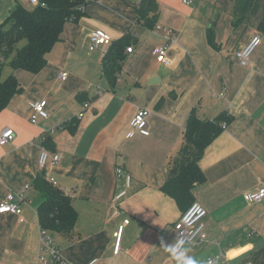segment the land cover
I'll use <instances>...</instances> for the list:
<instances>
[{"label":"crops","instance_id":"0c3cea01","mask_svg":"<svg viewBox=\"0 0 264 264\" xmlns=\"http://www.w3.org/2000/svg\"><path fill=\"white\" fill-rule=\"evenodd\" d=\"M140 1L88 0L79 20L64 24L39 73L13 71L19 92L0 111V133L9 128L15 134L0 146V205L29 188L20 204L23 222L0 215V264H36L42 198L34 183L41 149L61 154L46 179L77 214L71 239L48 231L68 264H175L163 244L174 243L173 225L187 206L162 186L193 109L199 119L224 121L198 161L205 182L192 194L206 211V240L190 246L189 254L201 264H264V200L244 199L264 185V0H156L152 28L138 19ZM18 5L31 8L27 0H0V24ZM212 23L216 48L206 38ZM95 30L112 43L131 37L113 89L102 75V50H89ZM253 35L261 44L241 67L234 53ZM165 43L169 66L152 53ZM40 100L48 117L32 124V104ZM141 109L149 112V135L129 137ZM118 168L131 183L115 201L124 188Z\"/></svg>","mask_w":264,"mask_h":264},{"label":"trees","instance_id":"16d2710c","mask_svg":"<svg viewBox=\"0 0 264 264\" xmlns=\"http://www.w3.org/2000/svg\"><path fill=\"white\" fill-rule=\"evenodd\" d=\"M39 2L44 6L26 9L18 5L0 24V111L19 92V83L13 75L5 80L1 79L5 62L8 61L13 70L39 73L46 64V55L59 41L64 24L79 20L88 0H39ZM157 17L156 0H141L138 19L152 28ZM260 30L264 32V17ZM130 38L126 36L112 43L102 59V75L109 89L116 85L126 49L130 48ZM206 38L208 44L216 48L213 23L206 31ZM20 44L23 45L19 47ZM223 121V116L212 120L199 119L196 109L191 110L182 146L173 159L162 186V191L180 207H188L193 203L194 188L205 182L198 161L221 131ZM34 186L42 198L37 209L39 227L71 239L75 232L77 214L69 198L48 183L45 169H41L37 174Z\"/></svg>","mask_w":264,"mask_h":264},{"label":"built area","instance_id":"2783aa9c","mask_svg":"<svg viewBox=\"0 0 264 264\" xmlns=\"http://www.w3.org/2000/svg\"><path fill=\"white\" fill-rule=\"evenodd\" d=\"M29 6L31 8L36 6H44L41 4L39 0H27ZM184 3L188 4L190 1H184ZM159 30V29H158ZM165 39L170 41L173 39V36L166 35ZM261 44V37L259 35H253L249 39L248 43L235 51L234 57L237 60L238 64L241 67H248L250 63L251 56L255 52V50ZM112 45V40L105 32L101 30H95L90 33V45L89 50H102L103 55H106L109 47ZM127 52H131V48L127 49ZM155 60L157 63L162 64L164 66H169L172 64L173 60L170 56V45L168 43L156 46L152 51ZM67 78V74L62 72L59 75L60 81H65ZM220 96H222L220 94ZM88 104L82 105V110L85 111L88 109ZM149 115L147 110L141 109L134 116L131 126L132 132L129 134V137L133 136L135 133H138L142 136H148L149 133L147 131V122L146 119ZM83 112L79 113L78 117L82 118ZM48 117V113L46 111V101L40 100L36 101L32 104V115L30 118V122L32 124H36L38 119H46ZM52 132V131H51ZM14 131L6 128L3 129L0 133V146L11 143L14 140ZM61 159V154H51L45 149H41L38 156V166L40 169L47 170L49 165L57 164ZM115 176L117 179L123 182L124 188L120 190L115 196L114 200L119 201L127 195V189L130 187L131 176L125 173L121 169L115 170ZM48 183L51 185H55L53 179L49 178ZM29 187H25L23 191L17 194H8L6 196L5 201L0 205V215L1 214H13L18 217L19 222H23L24 219L21 216L20 204L26 201L24 192L28 190ZM244 199L248 203H259L264 200V185L257 188L254 192L247 193L244 195ZM206 216V211L196 202L191 203L186 210H184L178 219L177 222L173 225V230L175 233V239L177 234H183L190 241V246H195L199 243H202L206 240V233L204 231V224L202 220ZM128 221H124L123 224H127ZM121 226L119 231L114 234V237L118 239L121 236L122 231ZM175 242V241H174ZM117 243L115 247V253L118 251ZM217 257L216 259H218ZM215 260H209L211 264L214 263ZM36 264H68L65 259L61 257L55 245L53 244L52 238L49 236L48 232L42 228H39V239H38V249L36 256ZM243 264H252V263H243Z\"/></svg>","mask_w":264,"mask_h":264},{"label":"clouds","instance_id":"9594fccd","mask_svg":"<svg viewBox=\"0 0 264 264\" xmlns=\"http://www.w3.org/2000/svg\"><path fill=\"white\" fill-rule=\"evenodd\" d=\"M163 247L175 260V264H201L200 261L189 254L192 251L190 241L183 234H177L174 243L168 245L163 244Z\"/></svg>","mask_w":264,"mask_h":264},{"label":"rangeland","instance_id":"374dc122","mask_svg":"<svg viewBox=\"0 0 264 264\" xmlns=\"http://www.w3.org/2000/svg\"><path fill=\"white\" fill-rule=\"evenodd\" d=\"M23 44H20L19 47H21ZM13 69L9 66L8 61L5 62V64L2 67V71H1V79L5 80L8 77L13 75ZM50 236V235H49Z\"/></svg>","mask_w":264,"mask_h":264}]
</instances>
